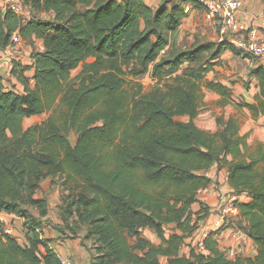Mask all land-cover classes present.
<instances>
[{
	"label": "trees",
	"instance_id": "1",
	"mask_svg": "<svg viewBox=\"0 0 264 264\" xmlns=\"http://www.w3.org/2000/svg\"><path fill=\"white\" fill-rule=\"evenodd\" d=\"M23 2L32 18L7 10L0 48L18 34L29 44L42 40L44 50L32 53L31 66L13 60L22 91L0 76V212L23 218L32 236L22 245L0 220V264H62L55 239L41 238L49 202L37 194L46 178L63 186L62 233L78 238L84 231L93 240L91 264H162L163 257L168 264H264V142L252 148L235 116L219 117L215 132L194 122L205 89L220 95V106L234 104L230 87L207 80L227 51L254 61L248 76L260 89L255 102L237 106L264 116L263 62L227 39L170 52L185 8H203L199 0H164L158 8L145 0ZM146 74L155 83L145 91L136 79ZM45 113L44 122L25 129L26 118ZM215 164L228 170L233 195L251 198L237 201L240 219L231 227L253 239L255 257L227 256L218 241L227 227L210 231L204 250L181 254L210 214L193 205L212 184Z\"/></svg>",
	"mask_w": 264,
	"mask_h": 264
},
{
	"label": "crops",
	"instance_id": "2",
	"mask_svg": "<svg viewBox=\"0 0 264 264\" xmlns=\"http://www.w3.org/2000/svg\"><path fill=\"white\" fill-rule=\"evenodd\" d=\"M145 1L151 7L158 8L164 0ZM188 6H190L191 9L193 8V10L191 11L190 9L188 15L184 18L181 26L177 31L178 40H183L184 36L186 35L187 39L190 42V45L194 44L197 41H221L223 36L220 32V29L214 23L212 18L208 15V12L205 10V8H196L193 5ZM200 14L204 15L205 21H203V23L198 22ZM4 15L5 11L0 8V18ZM43 16L51 17L48 14H44ZM206 16L208 17L207 19ZM240 18L247 25V27L253 26L258 28L260 38L264 42V0H244V7L241 12ZM244 34L246 33L237 34L235 36V40H229L235 43V45H238V41L244 39ZM43 50V41L36 38L34 39V43L32 44H29L25 40H23L21 44H11L5 48H0V76L3 78V82L8 89H12L13 87H15L16 90H23L22 84L19 83L17 79L12 76L11 72L13 60H18L21 61L24 65L31 66L33 64L32 53L34 51ZM224 59L229 60L230 65H232L234 62L239 61V59H242L247 65V68L242 76L248 81L244 83V87L240 86L241 89L239 88L240 100L238 99V97H236V95H234V91L232 88L233 86H231L227 79H215V77L210 78L208 75L207 79L220 81L232 89L234 104H229L223 108L226 109L229 106H234L237 110L243 109V111H245V114H247L248 116V123L250 125V128L255 127V130L257 131L256 142H264V116L253 118L250 110L237 106L244 102H255V96L259 93L260 89L258 86V81L252 77L249 78L248 76V71L254 65V61L249 58H242L236 56L230 51H227L223 54L220 64H222V62L224 63ZM262 62L264 64V60ZM217 66L212 72L216 71ZM26 74L27 76L32 78L34 75V68L31 67ZM33 82L34 81H32V83ZM216 96H218L217 100H220V95L216 94ZM231 116L236 117V115L230 114L229 116H227V119ZM194 122L199 128L210 132H215L219 128L216 122L205 123L200 115L195 119ZM212 125L214 126L213 128L210 127ZM246 128L247 125L241 124V133L248 134L249 137L248 130L251 129L247 130ZM228 175V170L226 168H220L218 164H215L208 172V176L212 179V184L208 188L200 191L198 196V202L193 205V210L195 212L199 211L203 204L204 206L208 207L210 214L206 219L200 221L199 229L191 237L186 239V242L181 249V254L189 255L191 248L193 246L198 245L203 232L215 229L214 222L219 215V205L227 196L233 194V189L229 184ZM62 195L63 186L57 178L54 180L51 178H46L42 181L41 188L37 194V197H46L48 199L49 214L47 217L44 218L43 233L41 235V238L55 239L51 246L55 249V251L59 254L60 257H68L74 262V264H91L94 257L93 240H84V231L80 234V237L78 238H66L64 240L57 239L58 236L61 235L63 227V222L61 220L59 212V204L61 203ZM238 197L241 202H247L251 199L247 194H241ZM0 216L4 217L5 219L4 224L7 227L8 233L13 234L22 245L29 244V236H32V234L29 233L27 228L25 227V220L23 218L6 212H0ZM45 221L53 222L51 223L53 226L50 227L52 230V234L46 232ZM148 230L152 232V230L146 229L144 231V235H146V232ZM155 235L157 236L156 233ZM150 240L154 243L160 242L158 236L156 241H153L152 239ZM218 241L220 248L225 251L227 255H229L231 250H234L238 247H241L242 249V256L255 257L258 253L257 245L255 244L253 239H244L243 233L237 232L234 229L224 230L219 236ZM43 249L44 247L41 246L42 252L44 251ZM161 261L162 264H168V259L165 257H163Z\"/></svg>",
	"mask_w": 264,
	"mask_h": 264
},
{
	"label": "built area",
	"instance_id": "3",
	"mask_svg": "<svg viewBox=\"0 0 264 264\" xmlns=\"http://www.w3.org/2000/svg\"><path fill=\"white\" fill-rule=\"evenodd\" d=\"M208 15L212 18L214 23L219 27L223 36L222 39H236L237 34H244L243 40L238 41V47L251 53L252 55L259 57L264 56V42L260 38L259 30L256 27H247V25L241 20L240 15L244 7V0H199ZM0 8L5 12L7 10L15 12L22 17L26 22L32 18L31 10L24 4L23 0H0ZM190 6L185 8V12L190 11ZM231 41V40H229ZM22 38L16 34L13 36L14 44H21ZM232 42V41H231ZM235 44V43H234ZM239 197L236 195L227 196L219 205V215L214 222L215 229L221 227H227L226 229H234L237 232L243 233L244 239H249L247 233L239 229L234 223L240 219V210L237 205ZM0 220L4 223V217L0 216ZM212 231V230H211ZM210 231H205L202 237L196 245L201 250L205 249L204 241L208 237ZM242 254L241 247L231 250L229 258H235ZM62 264H73L72 260L68 257H61Z\"/></svg>",
	"mask_w": 264,
	"mask_h": 264
},
{
	"label": "rangeland",
	"instance_id": "4",
	"mask_svg": "<svg viewBox=\"0 0 264 264\" xmlns=\"http://www.w3.org/2000/svg\"><path fill=\"white\" fill-rule=\"evenodd\" d=\"M192 10L193 8L191 9V11ZM207 18L208 17L206 16V19ZM203 21H205L204 15L200 14L198 22L203 23ZM177 35L178 34L176 33L173 37V47L172 49H170V52H177L178 50L187 49L191 46L186 35L184 36V39L181 41L178 40ZM258 58L261 61L264 60V56H259ZM246 68H247V65L242 59H239V61L234 62L232 65L229 64V60L224 59V63L222 62V64L218 65L216 68V71L209 73L208 76L210 78L215 77V79H219V78L227 79L228 82L231 84V86H233L232 88L234 91V95H236V97H238V99L240 100L239 98L240 89H241L240 86L244 87V83L248 81L242 76ZM80 70H81V67L75 70L73 72V76H76L80 72ZM136 81L138 85L141 84L143 86L145 91L148 90L155 83V81L151 78L149 74L139 77L138 79H136ZM132 87H138V86H134L133 84H131L128 86V89L131 90ZM217 97L218 96H216V94L205 89L204 101H203V105H202V109L200 113L202 120L205 123L216 122L218 124L219 117H223L224 119H227V116H229L230 114L236 115L237 119L240 121L242 125H247V128H246L247 130L251 129V130H248L249 132L248 142L252 145L251 147L253 148L257 141V131L255 130V127L250 128V125L248 123V116L247 114H245V111H243V109L237 110L234 106L232 107L229 106L228 108L224 109L223 107L219 105L218 103L219 100H217ZM48 117H49V114L45 113L41 116H34V117L26 118L24 120V127L25 129H27L35 124H40L44 122ZM177 119L181 121H189V117H177ZM210 127L213 128L214 126L212 125ZM69 138L71 142L74 144L77 140V135L75 133H71ZM31 213L36 214V211L32 209ZM51 223L53 222L45 221L46 232H49L50 234H52V230L50 227L53 226ZM145 236L149 237L153 241L157 240V236L155 235V232L153 231L151 232L148 230ZM66 238L72 239L69 236V234H64V233H61V235H59L57 239L64 240Z\"/></svg>",
	"mask_w": 264,
	"mask_h": 264
}]
</instances>
